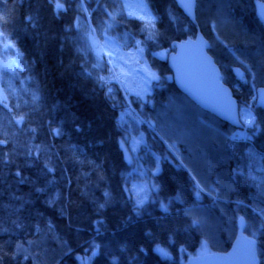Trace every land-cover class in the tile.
Wrapping results in <instances>:
<instances>
[{
  "label": "trees",
  "instance_id": "16d2710c",
  "mask_svg": "<svg viewBox=\"0 0 264 264\" xmlns=\"http://www.w3.org/2000/svg\"><path fill=\"white\" fill-rule=\"evenodd\" d=\"M145 1L156 25L121 15L112 30L140 40L160 77L144 100L132 96L129 105L107 80L110 68L88 31L106 19L103 7L113 0H68L84 6L68 13L49 0H10V20L0 30L16 47L0 44V60L17 64L1 72L0 85L25 120L10 125L8 144L0 145V264H80L88 254L91 264H104L108 253L119 264H186L204 249L228 252L240 218L264 264V124L235 128L196 106L178 90L165 57L173 42L200 29L240 111L264 121L256 102L264 87V25L254 0H196L195 23L175 0ZM77 15L79 26L69 27ZM253 64L256 76L248 70ZM99 76L107 81L103 89ZM128 109L141 135L132 163L122 146ZM139 169L155 188L137 215L129 184ZM105 192L112 199L98 209ZM49 193L59 197L55 204L45 202ZM18 244L29 259H12Z\"/></svg>",
  "mask_w": 264,
  "mask_h": 264
},
{
  "label": "water",
  "instance_id": "95a60500",
  "mask_svg": "<svg viewBox=\"0 0 264 264\" xmlns=\"http://www.w3.org/2000/svg\"><path fill=\"white\" fill-rule=\"evenodd\" d=\"M179 9L192 22H196V7H187L193 0H175ZM256 15L264 25V2L254 0ZM210 42L197 29L195 38L188 37L172 43L167 63L172 72L173 81L178 90L202 110L235 128H242L240 109L232 90L222 81V74L214 57L210 54ZM237 76L241 75L239 68L234 69ZM257 106L264 110V87L256 91ZM251 242V244H250ZM251 250V252H249ZM187 264H260L258 244L255 238L245 233V221H238L237 236L228 252L206 253L192 256Z\"/></svg>",
  "mask_w": 264,
  "mask_h": 264
},
{
  "label": "rangeland",
  "instance_id": "374dc122",
  "mask_svg": "<svg viewBox=\"0 0 264 264\" xmlns=\"http://www.w3.org/2000/svg\"><path fill=\"white\" fill-rule=\"evenodd\" d=\"M116 3L119 16L126 15L134 19L144 16V23L148 27H153L151 23L152 17L155 16L151 9H145L143 6L148 5L145 0H113ZM121 4L129 5V7L120 9ZM129 13L131 15H129ZM147 13V14H146ZM141 21V20H140ZM157 21V19H156ZM155 21V25H156ZM86 27L85 24L82 25ZM114 25L107 34V39L103 37L101 32L93 33L95 36V45L99 51L100 57L107 61L111 74L107 80L114 79L123 91L124 100L130 105L132 96L139 100H144L151 92L153 83L160 80L156 70H154L145 55L144 48L140 44L139 47L143 50L138 52L134 46L137 41L129 37L128 34L118 35L114 34L112 30ZM93 36V35H92ZM170 53V52H169ZM168 53V54H169ZM168 54L159 52L158 55L168 57ZM103 62H101V65ZM16 60L1 61L0 60V75L3 70L13 71L16 68ZM150 74H154L156 79L148 78ZM112 91V88H110ZM5 97L0 85V98ZM131 107V106H130ZM241 121L247 123L252 119L250 111H240ZM139 119L131 109L126 110L123 116V124L125 127V138L122 141V146L126 152V157L129 162H133V153L139 148L141 143V135L139 130ZM151 188H155L151 179L148 178L146 173L139 169L138 175L130 182L129 191L132 197L136 200H149ZM205 252V249L199 252V255ZM94 254L84 255L79 259L80 264H91ZM188 259V258H187ZM187 264V260H186Z\"/></svg>",
  "mask_w": 264,
  "mask_h": 264
},
{
  "label": "snow or ice",
  "instance_id": "6c2138e0",
  "mask_svg": "<svg viewBox=\"0 0 264 264\" xmlns=\"http://www.w3.org/2000/svg\"><path fill=\"white\" fill-rule=\"evenodd\" d=\"M9 3H10V0H0V21L3 22L2 24H0V29H2L3 25L9 23V20H10V9L8 7ZM49 6H50V8L54 7L58 11L62 10L63 13H68L70 11H74L77 8H83L84 7L83 5H77V4L70 3V2H68V0H64V2H61V0H56V3L54 5H52L51 0H49ZM182 6L187 7L189 9L190 14H191V9H193L197 6L196 0H193V3L191 5H182ZM89 7H90V5H89ZM119 7H120V9H123V8L129 7V5L121 4ZM143 7L145 9H147L148 5H144ZM103 13H104L106 19L102 20L100 25H98L97 28L89 27L88 31L90 34H93V33H96L97 31H99V32H101L103 37L105 39H107V34L109 32V29H111L117 23V16L119 15V12L117 11V6L115 4H108V5L103 7ZM129 15H131V14L129 13ZM29 19H31V18L29 17ZM138 19L141 21H144L145 17L140 16V17H138ZM79 21H80V16L77 15L74 20L69 22V27H71L72 25H76L78 27ZM155 21H156V17L153 16L151 23L153 25H155ZM93 43H95L94 39H93ZM141 43H142L141 41H137L136 44L134 45L138 52L143 50L142 48L139 47V45ZM0 44H3L6 50L16 47V45L12 44L10 42L9 38L6 37L5 32L3 30H0ZM17 55H19V52H17ZM248 70L253 76H256L258 74V71H257L255 64L251 65V67ZM259 74L264 76V64L261 65V67L259 69ZM148 78L156 79L154 74H150V76ZM98 82H99L102 89L107 84V81H106L105 77H103V76L98 77ZM14 108H15V106L10 104L8 97L0 98V110H2V112H3V116L0 117V124H2V130L5 134V138L0 139V145L6 146L8 144L7 133H8V127L9 126L21 124L25 120V117L20 115L19 113L15 112ZM249 123H251L253 129H255V127L257 126L258 123L264 124V121H261L259 117H255V118L251 119L249 121ZM75 130L80 131L81 129H75ZM32 131L35 132L36 129L34 128V129H32ZM50 131H52V133L54 135H57V136L61 135L59 128L50 129ZM5 163L7 164L8 161L5 160ZM45 168L47 169L48 172L53 171V169L48 167L47 164L45 165ZM16 176L21 177V173L19 171H17ZM21 179H22V177H21ZM193 179H195V177H193ZM125 190H127V189H125ZM37 191H43V189L38 188ZM105 197L107 198L105 200V203L99 204L98 209H105L107 203L112 199L111 194L108 192H105ZM58 198H59L58 196H54L52 193H49V198L45 202L47 204H55L56 200ZM161 210L164 212L167 211L166 207H164L163 204H161ZM130 211H132V210L130 209ZM135 211H136L137 215H140L143 211H146V202L142 199L138 200L136 202V205H135ZM94 223L100 224V223H102V221L99 219H96L94 221ZM146 235H150V233H146ZM29 243L31 244L32 242L30 241ZM250 244H251V242H250ZM93 248L97 249L99 251L100 246L99 245H93ZM140 251L143 252L144 250L141 249ZM153 251L159 252L160 249L157 246V248L153 249ZM249 252H251V250H249ZM20 256H23V258L25 260L30 258L29 255L27 254V249H25L23 247V245L18 244L16 246V250L12 254V259H16L17 257H20ZM108 257H109V259H106L104 261V264H119V259H118V256L116 253H108Z\"/></svg>",
  "mask_w": 264,
  "mask_h": 264
}]
</instances>
